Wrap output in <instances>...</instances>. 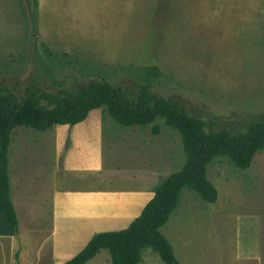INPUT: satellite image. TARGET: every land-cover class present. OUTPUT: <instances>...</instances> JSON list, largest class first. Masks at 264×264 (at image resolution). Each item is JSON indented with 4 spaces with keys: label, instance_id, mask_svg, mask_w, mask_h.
Returning a JSON list of instances; mask_svg holds the SVG:
<instances>
[{
    "label": "rangeland",
    "instance_id": "rangeland-1",
    "mask_svg": "<svg viewBox=\"0 0 264 264\" xmlns=\"http://www.w3.org/2000/svg\"><path fill=\"white\" fill-rule=\"evenodd\" d=\"M45 48L57 56L51 60ZM150 64L162 72L151 90L174 99L192 117L214 122L215 129L235 133L264 119V0H0V86L20 98L32 85L49 92L83 89L98 78L94 68L104 66L115 67L108 76L112 85L134 89L126 68ZM88 121L102 150L105 146L106 163L115 160L118 169L109 177L139 173L154 176L157 184L184 163L181 137L170 127L154 134L152 125L124 127L101 112ZM58 130L14 128L9 145L14 175L23 165L31 172L40 163L39 169L50 168ZM74 130L60 131L63 152L74 150ZM65 172L61 168V184L78 186L92 177L72 172L63 178ZM207 178L217 188V200L205 202L185 188L161 228L177 259L263 264L264 149L245 170L215 158ZM49 181L37 183L41 205ZM105 252L85 264H102ZM151 256L150 264H166Z\"/></svg>",
    "mask_w": 264,
    "mask_h": 264
},
{
    "label": "trees",
    "instance_id": "trees-1",
    "mask_svg": "<svg viewBox=\"0 0 264 264\" xmlns=\"http://www.w3.org/2000/svg\"><path fill=\"white\" fill-rule=\"evenodd\" d=\"M45 52L51 60L57 56L47 48ZM104 67L105 70L94 68L98 78L77 91L49 92L32 85L20 98L0 86V213L17 231L8 177V152L15 127L46 131L58 125H75L99 112L124 127L152 125L154 134L162 126L170 127L181 137L185 153L182 167L154 186L153 197L126 228L94 234L64 264H84L101 249L108 251L111 264H138L146 248L166 264H180L160 228L176 208L182 190L187 188L201 200L214 203L218 191L207 178V166L215 158L223 157L235 168L247 169L254 155L264 149V119L251 121L235 133L227 128L215 129L214 122L192 117L174 99L151 90L152 82L162 74L157 65L126 68L134 78V89L112 85L108 76H114L115 67Z\"/></svg>",
    "mask_w": 264,
    "mask_h": 264
},
{
    "label": "crops",
    "instance_id": "crops-1",
    "mask_svg": "<svg viewBox=\"0 0 264 264\" xmlns=\"http://www.w3.org/2000/svg\"><path fill=\"white\" fill-rule=\"evenodd\" d=\"M90 117L72 126H54L59 133L51 144L53 164L50 168L39 169L40 163L31 172L23 165L17 168V176L14 175L9 147V194L18 227L16 231L0 213V264H64L78 254L94 234L126 228L153 197L154 176L143 178L136 172L138 174L131 177L126 175L128 178L109 177L118 168L113 158L106 163L105 146L102 150L99 135L87 126ZM69 128H75L71 144L74 150L63 152L59 135ZM60 160L65 163L61 165ZM47 168L51 171L47 172ZM61 168L66 170L63 178H69L72 172H88L92 177L78 186L61 184ZM38 181H49L45 205L39 203L42 199ZM146 252L142 251L138 264H150L148 258L154 252ZM99 259L102 264H111L107 250Z\"/></svg>",
    "mask_w": 264,
    "mask_h": 264
}]
</instances>
